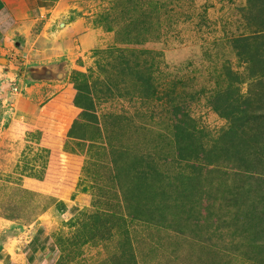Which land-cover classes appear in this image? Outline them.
Listing matches in <instances>:
<instances>
[{"label":"rangeland","instance_id":"374dc122","mask_svg":"<svg viewBox=\"0 0 264 264\" xmlns=\"http://www.w3.org/2000/svg\"><path fill=\"white\" fill-rule=\"evenodd\" d=\"M29 6L0 37V217L42 231L32 264H264V0ZM58 97L69 130L72 107L37 119ZM140 158L150 219L121 172ZM187 174L193 206L165 200Z\"/></svg>","mask_w":264,"mask_h":264},{"label":"crops","instance_id":"0c3cea01","mask_svg":"<svg viewBox=\"0 0 264 264\" xmlns=\"http://www.w3.org/2000/svg\"><path fill=\"white\" fill-rule=\"evenodd\" d=\"M29 1L31 4V1L34 0ZM30 4L28 0H0V37H3L4 32L10 31L12 28H17L22 23L21 21L32 11V7L29 6ZM62 101L63 99L58 97L40 104L36 109V113L39 110L40 114L37 119L45 120L50 115L56 114L62 118V126L64 122L63 118H65L64 111H62L63 107H67L68 110L72 107ZM73 110L68 111L70 114L68 113L69 115L66 117L71 119V124L69 123L70 120H65V122L69 123L67 125L69 127L68 130L77 123V118L79 117L77 110L74 108ZM14 223L10 219L6 220L0 217V264H27L23 250H25L26 246L33 239L35 232L33 227L36 223L30 224L29 227H23V229L20 226H14ZM38 226L42 227V224H38ZM12 227L19 229H15L13 232L12 230L10 231Z\"/></svg>","mask_w":264,"mask_h":264},{"label":"trees","instance_id":"16d2710c","mask_svg":"<svg viewBox=\"0 0 264 264\" xmlns=\"http://www.w3.org/2000/svg\"><path fill=\"white\" fill-rule=\"evenodd\" d=\"M185 126L186 124L180 126L181 127L180 130L183 131L182 133L175 134V143H176L177 150L180 151L178 156L180 157L181 160H185V159H188V157H191L188 154L191 146L188 143L187 146L183 149L182 147L184 145V142L180 140L181 138L183 140L184 139H186L187 141L189 140V135L186 136V133H185L186 132L184 128ZM143 161H144L143 158H140L136 162L133 163L134 164L133 167L130 166L129 168H128L129 164H127L128 161H126V163L121 166V172L125 178V181L126 180L130 181V184L126 186L127 197L129 195L131 199L135 201V203H141L142 205L140 206L141 208H143L142 210L138 209L137 211H135V213L138 215L137 218H142V219L149 218L150 219V214H149L150 211L152 210L153 214L154 213L156 214L158 205L157 206L152 205L149 207H146V206H148L147 203H149V197H152V198L162 197V194L157 191L158 189H161L159 186L162 182L160 183L158 182L159 181L158 179H160V177H159V174L156 172V170H154L153 168L144 167ZM192 177L193 176L188 177V174H187L186 177L181 176L179 177L180 179L176 180L178 181V184L168 185L167 187H168L169 192L166 193V196L164 197V199L169 201L170 200L169 196H171L172 193L173 194L175 193L178 195V192H179L180 196H183V195L187 196V198L186 197L184 198V196L181 198L183 202H185L186 205L193 206V195L195 192V188L192 192V190L189 188V185H193V184L196 185L195 183L196 178L192 179ZM175 201L179 203V200L176 199ZM97 233L98 232H96L95 230V232H93L92 234L97 235ZM39 234H42L41 230L39 231L38 235ZM36 235L37 233L35 234V236ZM37 236L34 239H32V241L29 243V246H28L29 253L25 254L29 264H32L34 262V259H35L34 254L36 250L40 248L38 247L40 241H39V237ZM135 258L136 256L133 255V260Z\"/></svg>","mask_w":264,"mask_h":264}]
</instances>
